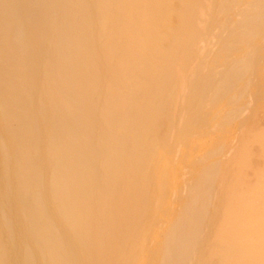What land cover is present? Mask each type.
<instances>
[{
    "label": "bare ground",
    "instance_id": "1",
    "mask_svg": "<svg viewBox=\"0 0 264 264\" xmlns=\"http://www.w3.org/2000/svg\"><path fill=\"white\" fill-rule=\"evenodd\" d=\"M0 264H264V0H0Z\"/></svg>",
    "mask_w": 264,
    "mask_h": 264
}]
</instances>
